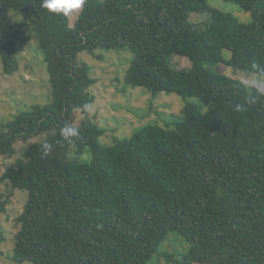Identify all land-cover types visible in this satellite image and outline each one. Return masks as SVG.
<instances>
[{"label": "trees", "instance_id": "16d2710c", "mask_svg": "<svg viewBox=\"0 0 264 264\" xmlns=\"http://www.w3.org/2000/svg\"><path fill=\"white\" fill-rule=\"evenodd\" d=\"M224 1L250 12L253 22L206 0H88L71 25L41 0H0L29 24L51 85L48 103L27 105L0 123V158L16 157V145L27 144L0 177L8 191L0 214L15 191L27 193L14 247L0 255L14 264H153L161 257L264 264V97L249 100L243 82L205 67L264 68V0ZM193 13L210 18L193 22ZM17 41L0 47L5 76L21 69ZM110 51L133 55L126 87L186 101L175 129L148 124L101 142L107 130L88 114L97 79L80 55L103 60ZM175 57L191 67L179 69ZM78 112L84 118L76 123ZM66 127L78 134L65 138ZM44 143L52 145L48 155ZM87 151L93 159L85 164ZM170 233L189 248L160 251ZM7 241L0 224V245Z\"/></svg>", "mask_w": 264, "mask_h": 264}, {"label": "rangeland", "instance_id": "374dc122", "mask_svg": "<svg viewBox=\"0 0 264 264\" xmlns=\"http://www.w3.org/2000/svg\"><path fill=\"white\" fill-rule=\"evenodd\" d=\"M211 8L218 9L236 17L243 24H251L253 17L250 12L244 11L237 4L224 0H206ZM80 14V13H79ZM79 14L70 16V23L74 25ZM210 14L193 13L190 20L193 22L207 21ZM23 15L12 9L0 6V47L12 38H18L17 48L21 62L20 71L13 76L2 74L0 57V123L11 118L27 105H43L51 99V85L47 73L44 57L38 50L35 34L28 23L22 22ZM103 60L82 54L80 60L88 62L92 67V75L97 79L92 87L96 96L95 103L90 107L88 114L98 125L107 130L101 137V142L112 144L115 138L131 137L134 132L148 124H155L163 128L175 129V116H180L186 101L176 94L160 93L156 98L143 88L126 87L124 76L133 55L130 52H102ZM224 58L230 60L232 53L223 50ZM174 64L179 68H190L192 62L185 57H175ZM205 67L214 73H223L228 77L244 82L257 76V73L237 70L223 63H206ZM197 102V100H193ZM84 118L82 112L77 113L79 123ZM39 138L31 140L38 141ZM26 143L16 145L19 156ZM0 158V177L7 167L14 163L15 158ZM93 155L87 151L80 161L88 164ZM8 191L0 183V203L6 198ZM27 193L15 191L7 205L6 213L0 214V224L7 231L8 241L0 245V251L9 253L14 247L13 239L19 230L16 218L24 211ZM189 248L186 241L174 233L167 236L165 245L160 251H167L178 255ZM0 264H14L7 255H0ZM153 264H173L161 257Z\"/></svg>", "mask_w": 264, "mask_h": 264}, {"label": "clouds", "instance_id": "9594fccd", "mask_svg": "<svg viewBox=\"0 0 264 264\" xmlns=\"http://www.w3.org/2000/svg\"><path fill=\"white\" fill-rule=\"evenodd\" d=\"M87 3L88 0H41V7L49 13L62 14L64 17H70L79 14ZM252 67L258 70V75L251 79H246L242 85L252 94L249 96V100L264 97V68H260L255 64ZM61 131L65 138L78 134V130L73 127H66ZM42 149L43 154L48 155L52 151V145L44 143Z\"/></svg>", "mask_w": 264, "mask_h": 264}]
</instances>
